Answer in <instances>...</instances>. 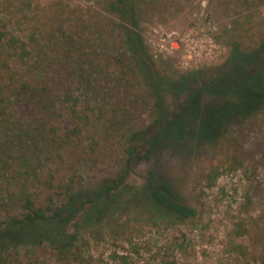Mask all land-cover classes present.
<instances>
[{"label": "trees", "instance_id": "obj_1", "mask_svg": "<svg viewBox=\"0 0 264 264\" xmlns=\"http://www.w3.org/2000/svg\"><path fill=\"white\" fill-rule=\"evenodd\" d=\"M87 2L0 0V226L22 240L0 242V264H96L106 217L137 203L156 224L195 221L202 189L215 186L220 169L243 172L264 196V100L246 128L219 132L220 158L196 177L192 203L150 180L128 183L142 147L136 137L148 127L137 126L142 102L160 123L162 91L182 92L187 82L167 85L137 31L189 0ZM234 30L244 44L231 47L257 57L249 88L260 92L264 33ZM253 192L233 247L242 264H264V205L256 208Z\"/></svg>", "mask_w": 264, "mask_h": 264}, {"label": "rangeland", "instance_id": "obj_2", "mask_svg": "<svg viewBox=\"0 0 264 264\" xmlns=\"http://www.w3.org/2000/svg\"><path fill=\"white\" fill-rule=\"evenodd\" d=\"M243 3L189 0L168 15L166 22L142 24L137 31L150 51L154 70L167 85L187 82L182 92V85L162 91L165 106L160 123L152 117L147 101L142 102V120L136 122L138 128L148 127L136 137L142 147L128 183L138 187L150 180L192 203L196 177L220 158L219 132L227 136L248 126L252 111L264 100V88L260 92L249 88L250 66L257 57H245L231 45L235 41L244 44L234 30L237 26L240 34L246 29L264 33V0ZM97 10L99 22L106 24L109 16ZM175 39L180 43L178 51L160 52L161 45ZM259 181L264 190V171ZM202 190V212L195 221L156 224L149 213L138 210L137 203L106 217L104 240L92 250L96 264H242L233 247L238 243L248 193L254 190L249 178L241 171L220 169L215 186ZM253 194L256 208L264 205V196ZM21 241L19 233L6 224L0 226L1 243Z\"/></svg>", "mask_w": 264, "mask_h": 264}, {"label": "built area", "instance_id": "obj_3", "mask_svg": "<svg viewBox=\"0 0 264 264\" xmlns=\"http://www.w3.org/2000/svg\"><path fill=\"white\" fill-rule=\"evenodd\" d=\"M180 48V43L176 39L171 41L170 44L161 45L160 52L163 54H172L173 52L178 51ZM165 51V52H164Z\"/></svg>", "mask_w": 264, "mask_h": 264}]
</instances>
